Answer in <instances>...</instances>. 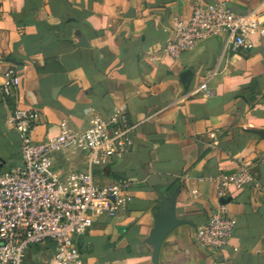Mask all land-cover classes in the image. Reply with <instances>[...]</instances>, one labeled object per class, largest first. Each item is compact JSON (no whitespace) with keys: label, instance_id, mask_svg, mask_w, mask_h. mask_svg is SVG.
<instances>
[{"label":"crops","instance_id":"crops-1","mask_svg":"<svg viewBox=\"0 0 264 264\" xmlns=\"http://www.w3.org/2000/svg\"><path fill=\"white\" fill-rule=\"evenodd\" d=\"M195 1L0 0V71L12 66L21 77L11 95L0 91L1 171L22 161L12 122L19 107L36 111L37 140L63 123L85 130L95 114L121 108L137 125L131 150L96 170L102 184L127 179L133 199L75 237L85 264H154L148 239L173 195L177 216L191 223L166 237L161 264H264V23L252 50L229 52L225 32L173 57L165 50L172 27ZM199 1L264 14V0ZM86 161L77 149L54 154L62 173ZM242 164L254 182L225 198L237 226L224 249H208L197 229L218 204L219 175ZM55 252L52 241L32 245L25 263L57 264Z\"/></svg>","mask_w":264,"mask_h":264},{"label":"built area","instance_id":"built-area-1","mask_svg":"<svg viewBox=\"0 0 264 264\" xmlns=\"http://www.w3.org/2000/svg\"><path fill=\"white\" fill-rule=\"evenodd\" d=\"M263 17L258 10L243 13L225 2L196 0L189 16L176 19L165 50L178 57L201 41L225 32L229 52L252 50ZM20 84L15 67L0 71V91L5 95H11ZM124 114L123 108L109 117L95 114L90 126L82 131L63 123L57 135L37 140L33 136L36 111L16 109L12 122L22 137V161L0 171V264H26L29 247L48 241L56 245L57 264H85L75 246V237L88 232L96 215L115 217L133 199L127 179L102 184L95 177L97 169L124 157L133 147L137 125L128 123ZM68 149L86 155V169L62 173L54 168V154ZM252 182L254 176L244 164L219 175L218 204L208 222L197 229V240L202 246L218 250L229 244L237 219L221 199L231 189H241Z\"/></svg>","mask_w":264,"mask_h":264},{"label":"water","instance_id":"water-1","mask_svg":"<svg viewBox=\"0 0 264 264\" xmlns=\"http://www.w3.org/2000/svg\"><path fill=\"white\" fill-rule=\"evenodd\" d=\"M192 76H193V72L191 70H185L182 73L181 79H182L185 89H188ZM4 163H5V160L0 157V171ZM170 200H171L170 205H167L166 207L158 210L154 228L148 239V242L153 247L152 260L154 264H161L160 252H161V248H162L163 242L166 239V237L171 232H173L178 226L182 224L191 223V221L177 216L176 205H175L176 196L173 195ZM229 200L230 199H221V202L228 203Z\"/></svg>","mask_w":264,"mask_h":264},{"label":"rangeland","instance_id":"rangeland-1","mask_svg":"<svg viewBox=\"0 0 264 264\" xmlns=\"http://www.w3.org/2000/svg\"><path fill=\"white\" fill-rule=\"evenodd\" d=\"M95 177H96V179H97V172H95Z\"/></svg>","mask_w":264,"mask_h":264}]
</instances>
